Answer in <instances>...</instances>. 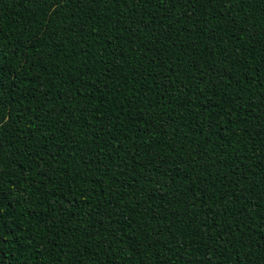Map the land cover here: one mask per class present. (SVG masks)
<instances>
[{"label":"trees","instance_id":"trees-1","mask_svg":"<svg viewBox=\"0 0 264 264\" xmlns=\"http://www.w3.org/2000/svg\"><path fill=\"white\" fill-rule=\"evenodd\" d=\"M0 264H264V0H0Z\"/></svg>","mask_w":264,"mask_h":264}]
</instances>
